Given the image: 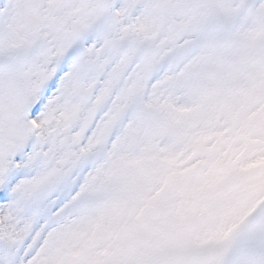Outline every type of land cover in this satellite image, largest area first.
<instances>
[{
	"label": "snow or ice",
	"instance_id": "6c2138e0",
	"mask_svg": "<svg viewBox=\"0 0 264 264\" xmlns=\"http://www.w3.org/2000/svg\"><path fill=\"white\" fill-rule=\"evenodd\" d=\"M0 264H264V0H0Z\"/></svg>",
	"mask_w": 264,
	"mask_h": 264
}]
</instances>
